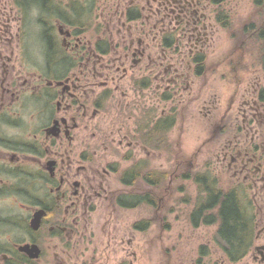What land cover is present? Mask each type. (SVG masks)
<instances>
[{
    "label": "flooded vegetation",
    "instance_id": "af4514ba",
    "mask_svg": "<svg viewBox=\"0 0 264 264\" xmlns=\"http://www.w3.org/2000/svg\"><path fill=\"white\" fill-rule=\"evenodd\" d=\"M55 1L50 25L41 15L35 25L25 5L0 0V264H99L78 250L88 211L109 191L110 209H149L110 236V264H147L153 254L155 264H264V20L241 27L251 57L234 50L236 58L215 60L212 77L209 54L228 26V3L232 10L241 0H92L90 10L73 0L70 20ZM252 4L264 13V0ZM86 17L93 26H82ZM229 69L235 85L221 107L218 174L183 172L196 184L188 233L164 236L163 214L173 208L163 203L178 189L176 149L195 107L206 116L218 108L211 82H225ZM238 96L241 119L232 121L226 115ZM94 146L110 156L126 149L132 163L120 171L110 159L105 168ZM169 152L170 163L162 160ZM115 181L129 190L113 194ZM228 202L242 225L238 239L222 232Z\"/></svg>",
    "mask_w": 264,
    "mask_h": 264
},
{
    "label": "rangeland",
    "instance_id": "374dc122",
    "mask_svg": "<svg viewBox=\"0 0 264 264\" xmlns=\"http://www.w3.org/2000/svg\"><path fill=\"white\" fill-rule=\"evenodd\" d=\"M78 1V0H74ZM83 7L85 6L88 10H90V5L92 4V0H79ZM100 1V0H99ZM54 5H56V1H52ZM63 3V12L62 16L67 17L68 20H70L71 14L65 10V7H68L69 3H73V0H62ZM98 1L96 8L98 7ZM233 9L231 10L230 6L231 4L228 3V9L230 10L231 15L228 16V26L226 28V31L223 32V36L220 37L216 36V43L215 48L213 49L214 54H209V57L211 59L210 62V69L209 72L211 76L213 77L214 70L216 68V62L215 60H218L219 58L226 57H232L236 58L238 56L237 53H234V50H236L238 53H241L244 55V57L250 58L251 57V42L249 40L245 41L243 43L242 40V29L241 27L245 24H248L250 22H258L261 23L264 20V13H261L262 10L260 9L258 12L256 11L255 7L252 4V0H241L239 4L235 5L234 2H232ZM30 7V6H29ZM96 8L94 10V14L96 13ZM40 7H30L28 8V12L31 15V20L36 25V19L38 17L43 16L45 19L48 20V25L52 22V20L49 19L50 15L53 13H50L48 11L41 10L39 11ZM86 15H88L89 11H83ZM257 12V13H256ZM48 16V17H47ZM88 17L85 18V22L82 26H90L92 24V18L87 20ZM34 24L31 25L29 29H39V27H36ZM72 26V25H71ZM91 26V27H92ZM243 44V45H242ZM245 47V48H244ZM243 51V52H242ZM214 58V59H213ZM233 73H235L233 70L229 69L227 70V80L225 82H218L213 81L211 82V86L214 88V92H216L217 96H211L209 100L215 101L213 104L212 102L211 107L214 105L218 108L212 109L211 113L206 116V114L200 113L197 111V107H195L194 113L192 114V121L190 126L185 131V134L180 140V144L177 147V156L180 162L179 166V174L178 179L174 178L173 186L178 187L173 190V193H168L166 196V200H164V208L165 205L167 210L172 207L173 211L167 212V214H163V217L167 218L168 220L164 222L163 224V235L164 236H173L176 234H187V230L184 226L183 219L187 217V213L189 209L191 208L192 204L194 203L195 196V183H193L191 180L184 179L181 175L183 172L187 170H199L204 171L205 169H212L216 171V174H218V168H219V162L217 155L219 154L220 149V133H219V118L222 115L221 111L225 107V103L227 104L232 99L231 90L234 87V83L232 79L230 78L233 76ZM229 79V80H228ZM213 92V90H212ZM239 95V94H238ZM233 106L231 113H228L226 115L227 119L230 118V120H240L241 115L238 110V105L241 102V97H234L233 99ZM37 118L38 114L35 112V119H34V128L37 124ZM229 121V120H228ZM35 131V130H34ZM84 130H80L78 133V137L80 139L84 138ZM90 133H88L87 137ZM91 139V138H90ZM86 144H83L79 147H84ZM91 145L88 147L90 150ZM78 148V147H77ZM76 148V149H77ZM94 148L98 151L97 156V162H101L102 166L105 168H109L108 164H110V159H114L113 168L117 167L118 170H123L124 168L128 167L132 160H126L123 159V156L126 155V149L125 150H119V148H114V155L110 156V148L109 150L103 151V148L101 146H94ZM133 160L138 161V159L145 158V153L141 152L140 154H133ZM167 156V162L170 163V152L164 153L162 160L164 161V158ZM150 164H152L153 167H156L159 163V160L156 159L155 156L151 160H149ZM37 164L34 160V169L33 173L37 171L36 169ZM102 170V168H101ZM137 187L132 188L135 191H142L144 184L141 182H138L136 184ZM110 187V175H109V184L108 188ZM180 187H185V189L180 190ZM112 190L114 191L113 194L118 195L119 193H123L127 190L124 185H122L120 182L115 181L112 186ZM110 189V188H109ZM170 194H172V198L170 200ZM170 200V201H169ZM190 204V205H189ZM95 209L88 211V221L86 227L83 228L82 232V239L80 241L79 246V258L82 261H85L86 259H90L91 257H95L96 261L99 264H110V236L117 233V229H119L118 235H123L124 231L123 229L126 228V225L128 223H132L136 220H138L140 217L147 216L148 217V210L143 207H137L133 209H110V191H109V198L108 200L105 199V197H102L96 201L94 204ZM166 210V209H165ZM152 212V210H151ZM169 213V214H168ZM81 228V231H82ZM154 232V227L150 228L148 230L147 235H150ZM78 237H76L77 239ZM106 253V254H105ZM105 254V255H104ZM114 254V261H117L122 258L123 252H121L120 249L115 250ZM100 256H104L103 260L99 262L98 258ZM196 253L190 252V258H195ZM217 255L210 256V260H215ZM158 260L157 257H155V254H153L150 258L147 259V264H155ZM97 264V263H96ZM112 264H115L113 262Z\"/></svg>",
    "mask_w": 264,
    "mask_h": 264
},
{
    "label": "trees",
    "instance_id": "16d2710c",
    "mask_svg": "<svg viewBox=\"0 0 264 264\" xmlns=\"http://www.w3.org/2000/svg\"><path fill=\"white\" fill-rule=\"evenodd\" d=\"M18 1L19 3H22L23 5H25L23 8L27 11H29L28 8L30 9V7L38 6L40 7L41 10L48 11L49 14L57 13V7L52 2L53 0H29V1L28 0H18ZM211 195L212 196H211L210 202H213L217 196V193L215 192V193H212ZM220 212L224 219V223L222 226L223 234L225 236H231V237H235L236 239H238L237 236L240 235V232H241L240 228H242V225L240 224V220H239L240 218L238 216L235 206L231 202H228L227 204H224L221 207ZM233 242L239 243V240H233Z\"/></svg>",
    "mask_w": 264,
    "mask_h": 264
},
{
    "label": "water",
    "instance_id": "95a60500",
    "mask_svg": "<svg viewBox=\"0 0 264 264\" xmlns=\"http://www.w3.org/2000/svg\"><path fill=\"white\" fill-rule=\"evenodd\" d=\"M40 213H41V211H38V215L36 217L39 216V218H40ZM37 222H38L37 218L32 220V225L34 228L37 227V225H38Z\"/></svg>",
    "mask_w": 264,
    "mask_h": 264
}]
</instances>
